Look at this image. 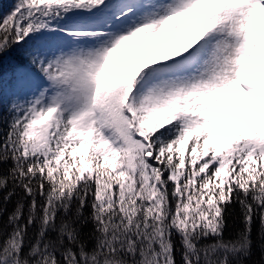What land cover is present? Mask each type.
Returning <instances> with one entry per match:
<instances>
[{"label": "snow or ice", "instance_id": "obj_1", "mask_svg": "<svg viewBox=\"0 0 264 264\" xmlns=\"http://www.w3.org/2000/svg\"><path fill=\"white\" fill-rule=\"evenodd\" d=\"M0 264H264V0L0 14Z\"/></svg>", "mask_w": 264, "mask_h": 264}, {"label": "trees", "instance_id": "obj_2", "mask_svg": "<svg viewBox=\"0 0 264 264\" xmlns=\"http://www.w3.org/2000/svg\"><path fill=\"white\" fill-rule=\"evenodd\" d=\"M15 0H0V14L6 13Z\"/></svg>", "mask_w": 264, "mask_h": 264}]
</instances>
